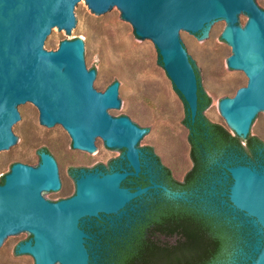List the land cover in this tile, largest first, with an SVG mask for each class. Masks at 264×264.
<instances>
[{
	"label": "water",
	"instance_id": "obj_1",
	"mask_svg": "<svg viewBox=\"0 0 264 264\" xmlns=\"http://www.w3.org/2000/svg\"><path fill=\"white\" fill-rule=\"evenodd\" d=\"M86 2L105 18L123 11L136 34L157 46L192 120L199 112V79L197 56L185 35L210 43L219 25L229 22L223 32L233 45L229 65L249 80L233 97L222 99V112L241 137L254 133L264 120V9L256 0H0V175L3 153H15L24 143L25 106L32 104L49 129L65 126L74 146L86 154H99L105 140L116 151L126 148L140 170L139 146L151 133H144L137 119L113 114L128 103L124 86L119 89L114 82L99 89L104 77L96 75L92 47L80 38L49 50L59 29L78 36ZM229 169L233 207L248 217L255 235H264V166L236 164ZM129 173L83 171L74 195L51 201L46 195L67 192V171L56 158L42 151L37 166L15 163L5 182L0 180V255L16 236L33 234L23 254L36 264H90L87 239L92 235L81 222L101 212L123 218L127 203L150 188L122 186ZM61 180L62 188L52 190ZM256 250L249 264H264V243Z\"/></svg>",
	"mask_w": 264,
	"mask_h": 264
},
{
	"label": "rangeland",
	"instance_id": "obj_2",
	"mask_svg": "<svg viewBox=\"0 0 264 264\" xmlns=\"http://www.w3.org/2000/svg\"><path fill=\"white\" fill-rule=\"evenodd\" d=\"M264 9V0H256ZM83 28L77 37L59 29L49 50H58L64 40L76 38L92 47L93 68L97 76L104 77L99 89L105 91L114 82L119 89L124 86L128 103L124 110L113 112L115 116H128L138 120L151 133L142 146L152 145L162 160L174 167L180 175L190 166V142L188 128L184 122L188 115L186 101L176 89L161 62L155 44L136 34L133 23L123 16V11L105 18L93 10L88 2L81 9ZM229 22L220 24L208 43L199 38L185 35L188 48L197 56L194 63L203 81V88L212 97V103L204 113L215 122L224 124L236 133L225 118L221 101L233 97L237 90L248 84L247 74L229 65L233 45L223 37ZM29 114L22 138L24 143L15 153H3L0 180L12 170L17 162L37 166L41 162L43 148L49 149L60 165L67 171V192L50 194L46 197L58 199L72 195L76 189L70 174L72 166L93 167L97 161L107 162L120 151L104 143L99 154H86L73 144L70 131L64 126L58 131L49 129L41 120L37 105L25 106ZM253 134L264 138V120L256 125ZM123 218H114L108 227H116ZM243 223V222H242ZM32 235L16 236L0 255V264H36V259L23 254V246L31 241ZM242 246L226 264H249L257 257V245L264 243V235L244 231ZM95 259H100L97 252ZM247 261V262H246Z\"/></svg>",
	"mask_w": 264,
	"mask_h": 264
},
{
	"label": "flooded vegetation",
	"instance_id": "obj_3",
	"mask_svg": "<svg viewBox=\"0 0 264 264\" xmlns=\"http://www.w3.org/2000/svg\"><path fill=\"white\" fill-rule=\"evenodd\" d=\"M197 117L192 122H195ZM187 128L189 134L191 127L187 126ZM205 132L207 133V128ZM242 138L247 140L243 141L245 147L242 148L205 147L203 143H200L196 148L195 157H192L190 151L191 164L180 175L175 172L174 167L162 160L152 145H150L152 149L147 145L139 146L141 148L139 171L129 160L126 148L117 147L119 154L107 162L100 160L93 167L72 166L70 168V174L76 183V189L72 195L77 192V180L83 171L98 170L102 173L128 171L130 173L123 179L122 186L133 191L139 187L150 186V188L127 203L125 206L127 212L118 226L134 215L140 224L147 225L155 237L166 243L171 255L173 246H184L183 241L186 240V233L190 226L189 219L199 218L202 221L207 219L212 226H217L220 217L232 220L240 232L235 245L226 246L224 254L218 258L210 256L213 264H226L242 246L240 243L242 233L244 231L257 233L255 226L247 222L248 217L244 212L233 207L229 196L234 182L229 166L236 164L264 166V138L260 134L251 133V130L247 137ZM43 151L51 153L47 148H43ZM61 188L62 180L61 186L52 190ZM70 196L58 199L47 198L58 201ZM116 215L118 213L101 212L100 216H87L81 222L82 227L92 235L87 239V245L92 252L90 264H102L101 258L95 260L93 257L95 251L102 257V246L98 235L110 226V222ZM140 218L143 220H139ZM180 257H183L182 251ZM171 258L170 256L168 259L171 260Z\"/></svg>",
	"mask_w": 264,
	"mask_h": 264
},
{
	"label": "trees",
	"instance_id": "obj_4",
	"mask_svg": "<svg viewBox=\"0 0 264 264\" xmlns=\"http://www.w3.org/2000/svg\"><path fill=\"white\" fill-rule=\"evenodd\" d=\"M197 74L199 114L195 122H192L190 114L184 120L185 124L191 127L188 139L192 157H195L196 148L200 143H203L205 147H245L243 141L247 140L233 134L224 124L212 121L204 113V110L212 103V97L203 88L198 69ZM147 147L153 148L150 145ZM4 182L5 178L1 180V183ZM218 221L217 226H212L207 219L203 221L199 218L189 219L190 226L186 233V240L183 241L184 246H173L170 255L166 243L155 237L147 225L143 226L132 215L120 226L108 227L99 233L102 264H213L210 256L212 258L222 256L226 246L235 245L240 233L232 220L220 217ZM170 256L171 260L168 259Z\"/></svg>",
	"mask_w": 264,
	"mask_h": 264
}]
</instances>
